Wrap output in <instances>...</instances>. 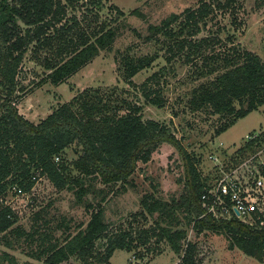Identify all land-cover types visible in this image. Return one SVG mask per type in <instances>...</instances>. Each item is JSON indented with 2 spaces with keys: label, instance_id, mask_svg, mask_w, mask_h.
Wrapping results in <instances>:
<instances>
[{
  "label": "trees",
  "instance_id": "obj_1",
  "mask_svg": "<svg viewBox=\"0 0 264 264\" xmlns=\"http://www.w3.org/2000/svg\"><path fill=\"white\" fill-rule=\"evenodd\" d=\"M79 1L0 0V242L13 248L12 239H23L31 245L28 255L45 264H73L72 260L78 264H114L111 258L118 249L151 251L153 242L155 248L166 242L180 257L175 264H201L198 242L189 238L187 227L191 226L197 234L224 232L230 248L237 247L264 263V225L246 224L235 215L227 220L207 214L201 197L210 185L199 168V158L166 123L144 119L141 104L121 96L116 89L102 92L90 87L39 122L20 112L18 92L23 87L19 86L18 76L32 45L33 56L41 59L50 71L47 79L56 85L77 73L102 50L113 48L119 35L117 28L103 25L88 34L77 19L67 24L68 7ZM235 2L215 0L212 4L202 0L197 8L186 9L179 31L174 30L173 23L182 15L173 13L161 24H151L147 36L152 40L161 34L172 41L169 61L183 55L185 62L195 64L194 78L203 81L191 90L188 105L193 111L207 110L225 118L217 135L264 107V61L259 54L247 49H218L220 40L210 36L194 38L201 31L199 22L209 17L214 8L233 7ZM119 13L123 15L124 11ZM44 50L51 55L43 58ZM158 57L157 53L123 55L125 79L133 83L131 79L151 67ZM166 73L163 68L153 74L158 87L149 85L153 78L143 84L146 101L159 107L166 104L161 94L165 85H161V77ZM164 142L173 144L184 161L182 193L169 199L154 193L144 195L142 209L131 214L126 226L115 227L106 218V202L114 192L110 186L128 181L138 162L148 163ZM263 143L264 135L260 140L248 141L239 148L240 158ZM72 145H76L78 155L70 160L66 151ZM43 179L57 190L73 191L76 202L90 213L89 220L72 225L62 218L56 226V230L63 229L62 236H57L53 220L47 215L48 204L36 212L29 230L20 224L22 215L5 205V200L14 187L31 192ZM98 182L104 186L97 188ZM150 218L154 222L147 226ZM0 264L19 261L10 252L0 250Z\"/></svg>",
  "mask_w": 264,
  "mask_h": 264
},
{
  "label": "rangeland",
  "instance_id": "obj_2",
  "mask_svg": "<svg viewBox=\"0 0 264 264\" xmlns=\"http://www.w3.org/2000/svg\"><path fill=\"white\" fill-rule=\"evenodd\" d=\"M207 1L213 4L215 0ZM201 3L202 0H96V2L80 0L74 6H69L67 24H72L74 19H77L80 27L88 34L99 30L103 25L107 28H117L119 35L113 48L102 50L77 73L56 85L47 79L50 71L42 64L41 59L33 56L34 46L32 45L18 76L19 86L23 87L18 92L17 103L20 112L28 119L39 122L60 104L72 100L74 96L87 88L99 89L102 92H112L116 89L121 96L143 106L144 119L152 118L166 123L181 139L183 145L199 158V168L203 176L213 178L217 174L220 162L227 167L233 166L241 157L239 148L251 140L250 134L258 132L263 137L264 107L240 118L228 130L217 135V129L225 118L209 113L207 110L193 111L188 105L191 90L203 81V79L194 78L195 64L185 62L183 55L169 61L168 56L171 53L168 48L173 44L165 36L159 34L154 39L147 40L151 32L149 29L151 24H161L163 19L173 13L181 14L182 18L173 23L174 30L179 31L186 19V9H195ZM119 10L124 11V14H120ZM133 10L138 12L132 13ZM199 23L201 31L194 38L210 36L214 41L220 40L218 49H247L259 54L264 61V0H236L233 7H216L209 17ZM43 52V58L51 55L49 50ZM153 53H157L159 57L152 66L137 73L131 79L133 83L128 82L121 69L123 55L140 56ZM163 68L167 73L161 77V85L165 84L161 94L166 104L159 107L147 102L142 92L143 84L152 78L148 83L150 86H156V77L153 74ZM213 77L214 75L211 76ZM66 152L70 160L77 158L76 145L69 147ZM212 155L217 158L213 159ZM184 178L185 165L181 154L173 144L164 142L153 153L148 163L138 162L137 168L128 181L110 186L114 192L110 194L106 202L107 220L115 227L126 226L131 220V214L142 209L144 195L154 193L164 199L179 195L182 193L184 184L181 179L184 180ZM103 186V182H98L97 188ZM124 187L127 188L126 191ZM35 195L39 203H35L32 210L30 208L24 210L20 216L19 223L27 230L34 223L36 212L48 204L51 205L47 215L53 220L52 226H55L57 236H62L63 229L56 230L62 218L70 220L72 225L79 222L86 223L90 218L86 208L76 202L73 191L57 190L48 179L38 183ZM88 197L93 199V194ZM21 202L22 199L18 200V204L23 207ZM213 217L219 219V216ZM153 222L154 218H150L147 226ZM187 229L189 238L198 242L201 264H264L237 247L230 248L229 238L224 232L206 231L197 234L191 226ZM1 234L3 233L0 232V236ZM12 240L13 248L0 242V250L15 255L19 264H45L43 260L28 255L27 252L31 248L28 242L23 239ZM155 245L156 243L153 242L151 251L145 248H141L140 251L118 249L112 256L111 262L114 264H175L180 260L166 242H162L158 249ZM139 252L143 253V257H140ZM71 262L80 263L76 260Z\"/></svg>",
  "mask_w": 264,
  "mask_h": 264
},
{
  "label": "built area",
  "instance_id": "obj_3",
  "mask_svg": "<svg viewBox=\"0 0 264 264\" xmlns=\"http://www.w3.org/2000/svg\"><path fill=\"white\" fill-rule=\"evenodd\" d=\"M251 140L261 139V134H250ZM250 141V140H249ZM212 158L216 159L217 156ZM44 180V179H43ZM39 183V182H38ZM36 184L31 192L14 187L5 200L13 210L22 215L39 203L35 195ZM209 187L202 194V205L207 214L230 219L233 215L249 225H264V143L248 153L231 167L219 163L217 174L209 179ZM22 199V204L18 200ZM2 202V200H0ZM3 203V202H2ZM0 203V205L2 204ZM232 215L231 217H229Z\"/></svg>",
  "mask_w": 264,
  "mask_h": 264
},
{
  "label": "crops",
  "instance_id": "obj_4",
  "mask_svg": "<svg viewBox=\"0 0 264 264\" xmlns=\"http://www.w3.org/2000/svg\"><path fill=\"white\" fill-rule=\"evenodd\" d=\"M113 263V262H112Z\"/></svg>",
  "mask_w": 264,
  "mask_h": 264
}]
</instances>
